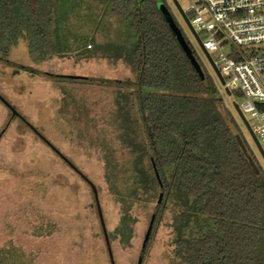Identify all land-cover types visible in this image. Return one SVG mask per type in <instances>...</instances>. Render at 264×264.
I'll return each mask as SVG.
<instances>
[{"label":"trees","instance_id":"trees-1","mask_svg":"<svg viewBox=\"0 0 264 264\" xmlns=\"http://www.w3.org/2000/svg\"><path fill=\"white\" fill-rule=\"evenodd\" d=\"M159 2L168 6L166 0H0V60L59 82L78 78L114 88V104L103 121L111 124L113 136L87 138L102 151L104 178L120 205L113 234L103 229L111 264L116 263L109 236L131 245L133 209L140 203L155 204L154 221L170 215L179 264H264V173L258 165L256 172L241 148L236 135L243 136L221 87L203 67L171 12L202 75L197 71L159 10ZM77 13L84 14L81 20L83 27H90L89 33L71 35L64 43L63 30ZM20 42H26L37 63L56 56L103 58L121 61L131 76L50 74L9 58ZM69 98L73 95L67 90L61 114L78 112L67 109ZM11 112L61 156L22 114ZM89 114V105L81 104L79 115L104 134ZM61 157L91 181L65 155ZM144 247L140 264L148 239ZM0 264L37 263L32 255L9 244L0 247Z\"/></svg>","mask_w":264,"mask_h":264},{"label":"rangeland","instance_id":"rangeland-1","mask_svg":"<svg viewBox=\"0 0 264 264\" xmlns=\"http://www.w3.org/2000/svg\"><path fill=\"white\" fill-rule=\"evenodd\" d=\"M178 1L187 8L197 0ZM166 2L203 67L217 85L224 88L173 0ZM76 15L69 17V24L63 30L64 43L71 35L89 33L90 27H83L81 20L85 19L84 14ZM225 52H229V47ZM9 58L50 74L119 79L131 76L121 61L113 63L103 58L79 60L74 56H56L37 63L26 42L15 46ZM83 80L59 82L50 75L31 73L0 60V93L95 184L105 228L110 235L119 224L120 205L109 193L102 151L88 139L113 136L111 124L103 121L112 109L115 91L112 86ZM67 90L73 95L67 100V109L78 111L74 115L60 113L62 97ZM222 94L264 173V158L233 106L234 101L239 104L241 99ZM85 102L90 107L89 119L94 118L93 123H97L104 134H98L96 127L79 115V108ZM11 113L0 100V247L14 244L32 255L37 264H111L90 183L24 120L12 117ZM245 116L254 123L249 112ZM154 208V203H140L134 207L135 234L130 246L109 236L116 264H139ZM142 264H179L174 254L168 213L159 221H153Z\"/></svg>","mask_w":264,"mask_h":264},{"label":"built area","instance_id":"built-area-1","mask_svg":"<svg viewBox=\"0 0 264 264\" xmlns=\"http://www.w3.org/2000/svg\"><path fill=\"white\" fill-rule=\"evenodd\" d=\"M183 9L224 79L221 92L240 93L264 150V0H197Z\"/></svg>","mask_w":264,"mask_h":264},{"label":"water","instance_id":"water-1","mask_svg":"<svg viewBox=\"0 0 264 264\" xmlns=\"http://www.w3.org/2000/svg\"><path fill=\"white\" fill-rule=\"evenodd\" d=\"M175 6L177 7L179 13L181 14L182 18L184 19L185 23L187 24L188 28L190 29V31L192 32V34L195 36L196 40L198 41L199 45L201 46L204 54L206 55L207 59L209 60L210 64L212 65L215 73L217 74L220 82L223 84L224 83V79L218 69V67L215 65L214 63V60L211 56V54L203 47V44H202V40L201 38L199 37L198 33L196 32L195 28L193 27L189 17L187 16V14L185 13L183 7L180 5L179 1L178 0H173ZM158 7H159V10L161 11L163 17L165 18L166 22L168 23L170 29L172 30V32L175 34V36L177 37L180 45L182 46V48L184 49V51L186 52V54L188 55L190 61L193 63V65L196 67L197 71L202 75V69L198 63V61L196 60V58L194 57L193 53H192V50L190 48V46L187 44V42L185 41V38L182 34V31L180 29V27L177 25L176 21H175V18L173 17L171 11L169 10L168 6L164 3V2H159L158 4ZM227 94L228 95H231V92L227 89ZM0 99L6 103L10 108L11 110L13 111L14 114H17L21 117H23L21 115V113H19L15 107H13L5 97H3L1 94H0ZM233 106L236 110V112L238 113L239 117L241 118L242 122L246 125V127L248 128V130L250 131L253 139H254V142L255 144L257 145V147L259 148V150L263 153V156H264V150L256 136V134L253 132L252 128H251V125L249 124V121L247 119V117L245 116V114L243 113V111L241 110L239 104L237 102H233ZM24 118V117H23ZM236 138L241 146V148L243 149V151L247 154L251 164L253 165L254 169L256 170V172H259V168L256 164V162L254 161V159L252 158V156L250 155V153L248 152V149L242 139V137L240 136V134L237 133L236 135ZM59 152V151H58ZM61 154V156L64 157V155L59 152ZM65 158V157H64ZM88 180V179H86ZM89 181V180H88ZM89 183L91 184L93 190H94V194H95V200H96V204H97V208H98V211H99V216H100V220H101V223L103 225V229L105 231V233L107 232L106 231V228H105V223H104V219H103V215H102V211H101V206H100V202H99V197H98V193H97V189L95 188V186L92 184L91 181H89ZM154 217H155V212L153 213L152 215V219H151V224L148 228V231H147V234L145 236V241H147L148 237H149V234H150V231H151V228H152V223L154 221ZM109 249H110V246L108 245ZM140 264V262H139Z\"/></svg>","mask_w":264,"mask_h":264},{"label":"flooded vegetation","instance_id":"flooded-vegetation-1","mask_svg":"<svg viewBox=\"0 0 264 264\" xmlns=\"http://www.w3.org/2000/svg\"><path fill=\"white\" fill-rule=\"evenodd\" d=\"M249 124H250V123H249ZM244 125H245V124H244ZM245 127H246V125H245ZM246 129H247L248 133L250 134L251 138L253 139V137H252V135H251V133H250V131L248 130L247 127H246ZM241 133H242V136H243V139H244L245 145H246V147H247L249 153L253 156V158H254L255 162L257 163V165L259 166V168H261V166L258 164V161L256 160V157H255L253 151L251 150V148H250V146H249V144H248V142H247V139H246L245 134H244L242 131H241ZM253 140H254V139H253ZM256 146H257V145H256ZM257 148H258V147H257ZM258 150H259V148H258ZM259 152L261 153L262 157L264 158L263 153H262L260 150H259ZM261 170H262V168H261Z\"/></svg>","mask_w":264,"mask_h":264}]
</instances>
